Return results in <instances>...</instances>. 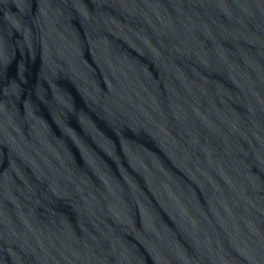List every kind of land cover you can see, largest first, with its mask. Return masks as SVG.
Returning a JSON list of instances; mask_svg holds the SVG:
<instances>
[{"label": "water", "instance_id": "1", "mask_svg": "<svg viewBox=\"0 0 264 264\" xmlns=\"http://www.w3.org/2000/svg\"><path fill=\"white\" fill-rule=\"evenodd\" d=\"M0 264H264V0H0Z\"/></svg>", "mask_w": 264, "mask_h": 264}]
</instances>
